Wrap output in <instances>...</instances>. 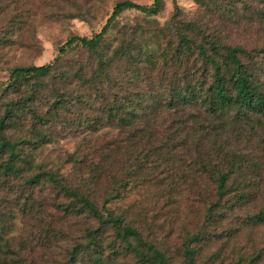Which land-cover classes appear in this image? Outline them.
Returning <instances> with one entry per match:
<instances>
[{
  "label": "rangeland",
  "instance_id": "rangeland-1",
  "mask_svg": "<svg viewBox=\"0 0 264 264\" xmlns=\"http://www.w3.org/2000/svg\"><path fill=\"white\" fill-rule=\"evenodd\" d=\"M120 1L124 0H0V119L7 103L21 95L36 93L35 100L24 111H18L3 132L8 141L18 144L19 151L15 170L8 176L0 171V223L5 226L4 239L12 240L13 247L21 250L32 264H91L88 257L95 250L76 254L79 246L87 243V234L93 233L99 224L80 211L79 206L70 204L72 196L43 178L45 173H51L66 184L79 186L74 190L89 196L99 210L106 195L118 193L119 197L108 204V209L138 229L166 255L170 264H186L184 253L189 245L196 248V264H234L240 257H249L254 250L264 247V225L248 219L264 207L262 129L247 133L238 143L243 153L263 164L259 171L260 188L251 187L256 195L249 203L231 206L228 202L222 213L220 207L230 196L224 197L207 220L208 209L217 200L214 184L196 173L197 167L195 170L188 167L189 157H172L167 154L169 149L162 151L161 156L148 155L153 141L142 134H138L132 152L124 151L119 119H109L107 112L94 107L89 87L82 86L97 64V58L85 46L71 45L61 56L57 71L43 80L42 86L31 81L19 93L6 90L13 68L48 64L67 38H91L99 33L113 6ZM127 1L144 6L152 3V0ZM203 1L204 5L210 2ZM212 1L225 9L234 2ZM253 1L243 3L255 7ZM233 7L238 14L233 21L195 0H161L160 11L155 15L123 12L109 26L101 52L118 48L140 25L142 28L134 37L148 40L150 49L160 55L175 40L169 22L176 9L181 20L201 19L229 44L245 49L264 47V21L244 11L245 6L238 1ZM79 67L84 68V74L74 78L73 83L78 85L79 92L88 93L84 99L91 104L68 103L50 120L53 89L60 88L69 94L76 90L74 84L67 83L72 79L64 83L58 74L63 71L75 74ZM152 77L159 82L160 74L156 72ZM37 116L45 117V121L41 123ZM131 124L138 129L142 119L133 118ZM248 137L250 141L246 143ZM98 172L99 181L85 185ZM33 176H40L38 184L29 183ZM245 176L247 181L251 179L255 184L258 181L254 173ZM232 188L235 189L234 184ZM190 235L198 240L189 243ZM100 238H103L101 264H137L121 250L123 243L113 230H107Z\"/></svg>",
  "mask_w": 264,
  "mask_h": 264
},
{
  "label": "trees",
  "instance_id": "trees-1",
  "mask_svg": "<svg viewBox=\"0 0 264 264\" xmlns=\"http://www.w3.org/2000/svg\"><path fill=\"white\" fill-rule=\"evenodd\" d=\"M195 1L231 21L238 17L236 7H233L238 1L245 6L244 11L264 21V8L256 6L264 7V0H254L255 7H246L243 0H234L230 2L233 6L227 9L217 7L212 0L207 5L203 0ZM160 7L161 0H152L149 6L127 0L117 2L99 33L91 38H67L64 44L57 47V54L48 64L13 68L5 88L19 93L20 88L28 86L31 81L42 86V81L57 71L61 56L71 45L79 43L85 46L97 58V64L82 86L89 87L94 107L107 112L109 119H119L118 130L124 151L132 152L138 134H142L153 141L148 155L161 156L162 151L169 149L167 154L172 157H189L191 162L188 167H197L195 172L203 174L214 184L217 200L208 209L207 220H210L224 197L230 196L220 207L222 213L228 202L231 206L249 203L256 195L251 187L254 185L259 189L262 184L259 171L263 164L243 153L238 143L247 133H254L256 129L264 131V47L245 49L229 44L220 33L210 31L201 19L181 20L176 9L169 22L174 29L175 40L160 55L150 49L148 40L134 37L142 28L140 25L135 26L132 34L122 40L118 48L101 52L104 36L120 14L136 11L155 15ZM83 69L77 68L75 74L63 71L58 76L64 79V83L72 79L67 83L74 84L76 89L78 85L73 83V79L83 75ZM156 72L160 74L158 83L152 77ZM76 90L69 94L60 88L53 89L50 120L68 103L73 106L86 102L84 95L88 93ZM35 95H21L16 101L7 103L4 116L0 119V171L4 176L15 170L19 151L18 144L8 141L3 132L7 122L18 111H24L27 104L35 100ZM139 117L142 124L134 129L132 119ZM36 119L41 123L45 121L42 116ZM158 119L161 120L156 123ZM249 141L250 137L246 143ZM4 154L5 160H2ZM99 172L85 185L97 181L102 171ZM249 173L256 176V184L251 179L247 181L245 175ZM39 177L29 178V183L38 184ZM43 178L67 196H72L70 204L79 206L80 211L99 224L93 233L87 234L88 241L84 247L79 246L76 256L95 250L88 261L101 264L103 260L99 256L103 253V238L99 237L107 230H113L116 238L123 243L121 250L130 254L137 264H170L166 255L148 242L138 229L127 223L123 216L114 215L108 209V204L119 197L118 193L106 195L99 210L89 196L74 190L79 186L66 184L64 179L51 173H45ZM248 219L253 224L264 225V207ZM4 234L5 226L0 223V264H32L21 254V250L13 247L12 240L4 239ZM196 240L195 235H190L189 243ZM196 255V248L187 246L184 253L186 264H196ZM261 263L264 264V247L254 250L249 257H240L234 264Z\"/></svg>",
  "mask_w": 264,
  "mask_h": 264
}]
</instances>
